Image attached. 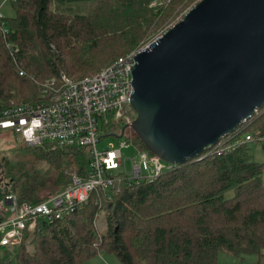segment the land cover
Here are the masks:
<instances>
[{
  "label": "trees",
  "instance_id": "trees-1",
  "mask_svg": "<svg viewBox=\"0 0 264 264\" xmlns=\"http://www.w3.org/2000/svg\"><path fill=\"white\" fill-rule=\"evenodd\" d=\"M88 1H13L16 16L0 24V110L39 98L43 87L38 81L46 71L56 78L64 72L72 79L97 73L101 68L81 75L91 64L90 55L106 40L121 43L122 50L133 44L130 50L138 48L156 24L149 16L162 7H148L152 0H100L89 13L73 9ZM191 1L171 3L177 8ZM247 135L251 140H245ZM256 136H264V106L199 160L173 165L153 178L129 179L119 172L112 187L95 188L72 212L59 219H37L18 244L0 245V264H87L101 249L114 253L120 264H216L219 250L260 255L264 162L254 161L247 145ZM135 142L147 150L137 135ZM27 148L56 168L55 181L63 187L73 172L85 171L87 153L82 147ZM22 183L14 185L18 193H7L30 203L43 200L44 182ZM229 191L233 195L226 197ZM4 214L0 206V220ZM215 219L222 223L221 230L214 229Z\"/></svg>",
  "mask_w": 264,
  "mask_h": 264
},
{
  "label": "water",
  "instance_id": "water-1",
  "mask_svg": "<svg viewBox=\"0 0 264 264\" xmlns=\"http://www.w3.org/2000/svg\"><path fill=\"white\" fill-rule=\"evenodd\" d=\"M135 134L177 165L264 106V0H200L131 68Z\"/></svg>",
  "mask_w": 264,
  "mask_h": 264
},
{
  "label": "built area",
  "instance_id": "built-area-1",
  "mask_svg": "<svg viewBox=\"0 0 264 264\" xmlns=\"http://www.w3.org/2000/svg\"><path fill=\"white\" fill-rule=\"evenodd\" d=\"M0 24H4L1 14ZM2 31L7 33L8 29ZM156 40L119 56L93 75L72 79L61 72L58 78L43 83L41 96L36 100L10 104L0 110V131H9L27 147L56 144L82 147L87 153L83 176L74 175L53 195L36 203L22 201L13 192L5 195L0 245L18 244L25 230L35 227L37 219H59L72 212L88 200L95 188L112 187L119 172L129 179L153 178L173 166L140 149L132 127L136 117L130 103L134 57L148 51ZM101 133L125 141L116 148L99 151ZM245 140L251 137L247 135ZM259 140L264 141V136ZM124 149H131L134 154L125 155Z\"/></svg>",
  "mask_w": 264,
  "mask_h": 264
},
{
  "label": "rangeland",
  "instance_id": "rangeland-1",
  "mask_svg": "<svg viewBox=\"0 0 264 264\" xmlns=\"http://www.w3.org/2000/svg\"><path fill=\"white\" fill-rule=\"evenodd\" d=\"M13 1L15 0H0V14L3 18H5V20L14 18L16 16V10L14 8ZM99 1L100 0H90L83 4H75L73 5V9L77 10L78 12L89 13L95 8L96 4ZM199 1L200 0H192L188 4H186L185 2H181L179 5H177V8H175L174 3H171V0H152L153 5H151L152 2L150 3L152 7L150 5L148 7H162L159 13H154L152 16H149L155 21L156 24L150 31H147L145 36L149 37L145 39L147 41L142 45L158 39V37L161 36L166 30L180 21L188 12V10ZM171 6L173 7L172 10ZM134 30L135 29L133 28L132 31ZM125 35L126 32L123 36ZM100 45L101 46L99 47L98 51H95L93 53V56L90 55L91 64L89 68L85 70V73H82L81 75L93 73L99 70L115 57L130 50V48H132L135 44L129 46L125 50H122L123 46L121 43H117L112 40H106L100 43ZM142 45H140L139 47H141ZM135 49H137V47L130 51H134ZM71 60L72 58L68 57L66 59V62L69 63V61ZM48 73V71H46L44 74H41L40 72L41 76L38 83L41 87H43V83H46L47 79H52V77L49 76ZM255 124H257V122ZM259 137L261 136H256V140L250 141L249 143H247V145L249 147V153L252 155L253 160L261 163L264 162V149L262 146L264 144V141H260ZM122 141H125V139L105 136L104 133H101L100 141L97 144V149L101 151L108 148H116ZM122 152L125 155L131 156L134 154L133 152H131V149H124L122 150ZM56 172L58 171L56 170V168H54V166H48L46 161L40 159L32 151V149L25 147L22 141L15 135L9 133V131L7 130L0 131V206L1 210L3 208V212H5L3 207V199L5 195L9 190L18 193L17 187L19 184L23 185L22 182H24L25 186H33L37 181L44 182V186L40 189L41 199H45L48 196L53 195V193L60 191L63 186L56 183ZM83 174L84 171H82L81 174L73 172L71 174V178L74 175L83 176ZM261 180L264 184V170L262 172ZM5 182H12L13 185L11 187L6 186ZM14 185H16L17 187H15ZM225 195L226 197H230L233 195V191L226 192ZM176 219L172 221V224L175 225V228H177ZM189 219L190 218L188 217L187 220L189 221ZM214 221V229L221 230V227L219 226H221L222 223H216V219ZM181 223L186 224L187 222L186 220H183L181 221ZM97 227L102 230V223H97ZM87 264H120V262L114 253H110L104 249H101L95 256L91 257V259L88 260ZM216 264H264V249L261 250L260 255L256 253L233 254L224 250H219L217 252Z\"/></svg>",
  "mask_w": 264,
  "mask_h": 264
},
{
  "label": "flooded vegetation",
  "instance_id": "flooded-vegetation-1",
  "mask_svg": "<svg viewBox=\"0 0 264 264\" xmlns=\"http://www.w3.org/2000/svg\"><path fill=\"white\" fill-rule=\"evenodd\" d=\"M3 184H4V182H3ZM7 184H8V183L5 182V185H7Z\"/></svg>",
  "mask_w": 264,
  "mask_h": 264
},
{
  "label": "bare ground",
  "instance_id": "bare-ground-1",
  "mask_svg": "<svg viewBox=\"0 0 264 264\" xmlns=\"http://www.w3.org/2000/svg\"><path fill=\"white\" fill-rule=\"evenodd\" d=\"M3 246V245H2Z\"/></svg>",
  "mask_w": 264,
  "mask_h": 264
},
{
  "label": "crops",
  "instance_id": "crops-1",
  "mask_svg": "<svg viewBox=\"0 0 264 264\" xmlns=\"http://www.w3.org/2000/svg\"><path fill=\"white\" fill-rule=\"evenodd\" d=\"M11 1V0H10Z\"/></svg>",
  "mask_w": 264,
  "mask_h": 264
}]
</instances>
